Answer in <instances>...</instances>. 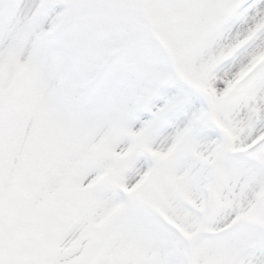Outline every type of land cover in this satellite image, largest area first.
<instances>
[{
  "label": "snow or ice",
  "instance_id": "6c2138e0",
  "mask_svg": "<svg viewBox=\"0 0 264 264\" xmlns=\"http://www.w3.org/2000/svg\"><path fill=\"white\" fill-rule=\"evenodd\" d=\"M0 264H264V0H0Z\"/></svg>",
  "mask_w": 264,
  "mask_h": 264
}]
</instances>
